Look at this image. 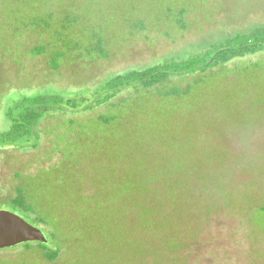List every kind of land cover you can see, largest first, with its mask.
<instances>
[{
    "label": "rangeland",
    "instance_id": "374dc122",
    "mask_svg": "<svg viewBox=\"0 0 264 264\" xmlns=\"http://www.w3.org/2000/svg\"><path fill=\"white\" fill-rule=\"evenodd\" d=\"M153 1L155 9L147 15L140 10L150 8L152 0H70L56 5L53 23L58 26L68 13H80L62 38L73 46L60 50L48 46L54 40L40 33L42 28H33L20 40L9 29L13 36L8 35L0 50V133L9 128L7 109L23 96L58 95L78 101L76 108L65 105L59 112H48L32 136L0 148V211L21 216L9 199L41 170L69 164L77 156L80 175L74 186L67 177L60 178L66 182L63 186L54 183V175L28 186L58 229L64 245L57 258L49 260L46 251L31 242L0 250V264H144L142 244L149 237L141 227L140 209L147 205L140 188L150 177L169 180L150 191L157 198L155 209H169L171 221L165 229L183 226L174 228L171 236L187 247L172 259L183 264H264V237L248 222L259 206L240 210L230 197L241 201L248 192L264 199V73L226 85L212 76L193 96L124 92L121 97L130 99L118 109L130 129L124 136L120 128H93L108 106L84 110L118 74L188 58L211 42L264 25V0H204L176 18L166 14L165 0ZM26 3L31 9V2ZM131 6L144 15L140 20L145 26L137 15L125 23L131 13L125 8ZM93 34L105 40L101 51L90 48L99 46ZM40 46L46 51L34 54ZM262 62L264 53L235 61L222 69V77L229 80ZM179 86L184 89L186 83ZM218 179L226 193L198 199L206 184L221 193ZM194 183L196 198L190 196ZM178 185L184 192L180 197L175 195ZM83 191L93 193V201L81 200ZM198 202L202 210L191 217ZM22 218L40 227L50 241L46 229ZM158 235L149 242L169 247L165 236Z\"/></svg>",
    "mask_w": 264,
    "mask_h": 264
},
{
    "label": "trees",
    "instance_id": "16d2710c",
    "mask_svg": "<svg viewBox=\"0 0 264 264\" xmlns=\"http://www.w3.org/2000/svg\"><path fill=\"white\" fill-rule=\"evenodd\" d=\"M27 1L31 2L32 6H29L31 9H27V6L29 5L26 3ZM54 1L55 0H0V50L2 45L9 41L7 39L8 35L9 37L13 36L10 32L14 33L15 37L20 40L19 38L29 34V32L34 30L33 28H42L40 33H45L46 38L54 40L52 42L53 44L50 45L49 43L48 45L51 48L60 50L64 47V45L65 47H72V42H69L68 44L65 42L63 43L64 40L62 38L64 33L66 35L72 28V25H75L74 23L78 22L80 13H68L65 18L62 17L63 20L58 26L57 21L56 23H53V20L57 18V16H55L56 11L53 12V10L56 5H63L66 3L64 1L70 0H61V3H56ZM200 1L204 2V0H165L167 8L166 14L172 16L173 18H176L179 15H187L189 8L195 7ZM154 3L155 2L152 0L151 5ZM63 8L62 11L58 9V12L61 14L65 12ZM125 9H127L126 11L131 12L125 16V23L130 22L131 18L135 15H137L138 20L144 16L140 15L137 12L138 9L134 6ZM154 9L155 7L152 5L150 8L147 6V9H141L140 11L147 15L149 11L153 12ZM140 22L145 26L144 19L140 20ZM9 29L11 30L10 32ZM25 30L27 31L24 33ZM92 40L93 42L97 41L99 46H97L96 49L91 47V44V50L100 49L101 51L100 44L105 42V40H101V36L97 34H93ZM60 43L61 45H59ZM75 44L77 43L75 42ZM45 51V48L40 46V48H35L33 53L41 55ZM261 53H264V25H255L247 30L239 31L230 34L221 40L211 42L205 49L189 56L188 58L168 60L159 65L143 69L129 70L125 73L118 74L106 82L104 86L96 92L94 101L85 107L84 110H93L95 108L108 106L109 111L98 117V120L96 121L97 123L93 125V128L102 130L120 128L123 130L122 136H124L130 132V129L126 125L122 112L118 113V109L120 105L130 99H123L121 97L122 93L132 91L135 92V95L144 94L145 96L153 95L154 97L164 98L178 97L181 96V94L185 96H193L198 89L204 85V82L209 80L212 76H216L222 81L224 80L223 83L226 85L229 81L234 82L236 79L240 78L251 79L253 78L255 72L263 74L264 62L253 63L242 73L236 74L229 80H226V77H222L223 72H221L222 69L226 68L229 64L235 61L255 57ZM176 81L180 84L186 83L185 88H181L179 83L174 84ZM76 101L78 100L65 99L58 95L23 96L21 99L15 101L6 111L5 115L9 122V128L0 133V148L17 144L25 138L32 136L37 126L45 118L48 112H59L65 105L76 108ZM80 107L81 105L79 108ZM77 110L79 111L80 109L77 108ZM121 120H123V123H120ZM72 160H70L69 164L64 163L49 170H41L34 178L28 177V181L26 180L22 185L18 186L15 190V196L9 199V205L15 209L21 217L24 216L31 218L38 225L49 232V243H38L40 247L46 251L45 256L49 258V260H55L57 258L60 254V248L64 244L60 243V234L58 229L55 227L54 222L52 220V222L50 221V216L38 207L35 198L30 192H28V186L31 181L34 179L39 180L44 175H54V183L60 182L56 183L60 186L66 184V182L61 181L60 178L67 177V182L74 186L79 171L77 164L75 163L77 161V156H74ZM238 166L240 167L239 163ZM157 179H154L153 177L146 179L143 181L140 188V194L143 198L142 202H144V205H147V207L145 206L140 209L141 227L143 229L142 232L144 236L149 237L148 240L143 241L142 244L145 255H147L146 259L144 258V264H150L151 261L154 262L153 264H183L182 261L177 262L175 258L172 259L171 256L176 255L175 253L177 251L187 247L185 241L171 236V231L174 228H182L183 226H173L171 224L168 227L169 229L166 230L165 223H169L168 220L171 221L168 214L169 209L167 208L161 211L155 209V205H157V198H154L153 195L150 194L153 186L155 187V185L162 183L166 184L169 180L162 182L161 179ZM217 181L222 189L221 193L217 194L212 187L209 188V184H206L203 185L202 189H199L198 199H200V196L201 198H204L206 195L213 196L215 194H225L226 186L224 185L223 180L218 179ZM198 182L203 183L202 180H198ZM180 185H178L175 194L178 197L184 193ZM196 191L197 187L195 185L194 189L190 192V196L194 197ZM92 194H87L83 191L82 195H80L81 200L87 198L88 200L93 201V196H91ZM252 196L253 194L248 192L242 193V200L239 201L240 199H238L237 196L233 194L230 195L235 206L240 210L247 209V205L253 206L254 204L255 206H259L256 213L252 215L248 222L252 225V230L254 229L255 232H257V235L264 237V199H255V196ZM197 205V212L192 213L191 217L201 212L202 207L199 205V202ZM24 219L27 220L26 218ZM51 219L57 220V218ZM157 233H161V235L165 236V241L168 240L167 242L169 247L161 246L158 242L155 243V241L149 242V239L158 235ZM51 243H55L57 247L51 246ZM153 252H157V254L151 255L149 258L148 254ZM156 255L158 256L156 257Z\"/></svg>",
    "mask_w": 264,
    "mask_h": 264
},
{
    "label": "water",
    "instance_id": "95a60500",
    "mask_svg": "<svg viewBox=\"0 0 264 264\" xmlns=\"http://www.w3.org/2000/svg\"><path fill=\"white\" fill-rule=\"evenodd\" d=\"M31 242L48 244L43 231L21 216L0 211V250L11 249Z\"/></svg>",
    "mask_w": 264,
    "mask_h": 264
}]
</instances>
